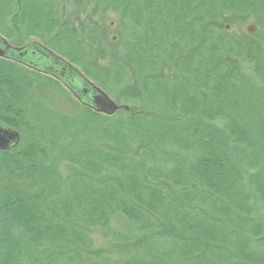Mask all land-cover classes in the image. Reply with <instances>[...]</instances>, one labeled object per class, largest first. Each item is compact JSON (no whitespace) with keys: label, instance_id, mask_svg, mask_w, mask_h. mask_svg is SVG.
Instances as JSON below:
<instances>
[{"label":"trees","instance_id":"16d2710c","mask_svg":"<svg viewBox=\"0 0 264 264\" xmlns=\"http://www.w3.org/2000/svg\"><path fill=\"white\" fill-rule=\"evenodd\" d=\"M86 3L127 22L105 67L95 24L0 0L2 36L11 24L128 107L62 114L45 102L65 98L57 82L0 59V122L20 135L0 152V264H264V0Z\"/></svg>","mask_w":264,"mask_h":264},{"label":"water","instance_id":"95a60500","mask_svg":"<svg viewBox=\"0 0 264 264\" xmlns=\"http://www.w3.org/2000/svg\"><path fill=\"white\" fill-rule=\"evenodd\" d=\"M256 31L257 28L254 24H249L245 28V33L249 36L255 34ZM0 59L14 62L37 74L55 80L80 106L93 113L111 117L121 109L128 110L126 106L116 105L78 68L37 41H31L16 48L10 46L0 36ZM19 141V133L0 122V152L15 148Z\"/></svg>","mask_w":264,"mask_h":264},{"label":"rangeland","instance_id":"374dc122","mask_svg":"<svg viewBox=\"0 0 264 264\" xmlns=\"http://www.w3.org/2000/svg\"><path fill=\"white\" fill-rule=\"evenodd\" d=\"M58 7L59 15L62 18V21L64 18H68L70 16L71 21H74V23H83L85 25H91L92 27L94 24L98 27V29L102 32V45L99 48H96L93 51L94 58H97L101 55L103 56L102 62H100L101 67H105L106 64L110 63L112 61V57L114 56L112 54H115V59L118 55L116 53L121 52V40H122V33L125 30V27L127 25V22H125L122 17H120L118 14H112L107 13L106 15H103L101 11L97 8H95V5L91 3L89 5L87 0H77V3L80 4V7H77L76 0H55ZM84 4V5H83ZM77 17L76 20L73 17ZM249 24H254L251 19H248L246 22H243L239 26V30L242 32H245V28ZM226 31H236V28H230L228 25H225ZM96 29V27H94ZM5 32L10 34V38H5L11 45H24L26 43H29L30 41L36 40L34 38H24V36L16 31V29L11 26V24H7L5 26ZM112 45L110 49L108 48V44ZM22 68V67H21ZM79 69V68H78ZM93 82V81H92ZM95 86H97L99 89H101L116 105L118 106H127L120 97L121 90L114 89L112 87H106L103 89L99 86V83L93 82ZM62 88V87H61ZM63 89V88H62ZM64 90V89H63ZM65 91V90H64ZM66 92V91H65ZM45 102L50 105L53 109L59 111L62 114L69 115L74 112V107L77 102L73 99V97L66 92V96H60L57 94L47 93L45 96ZM120 218V217H119ZM118 217L113 219L109 225V230L111 231H119V232H125L128 228L127 226L122 222L121 219ZM101 231H93L91 233V236L94 240L95 247H101L105 248L107 250L110 242L108 240H105L102 236Z\"/></svg>","mask_w":264,"mask_h":264}]
</instances>
